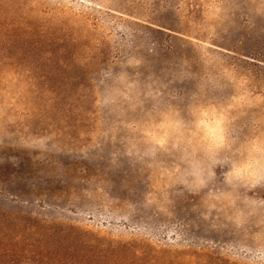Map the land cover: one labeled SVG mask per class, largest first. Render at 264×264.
Segmentation results:
<instances>
[{
    "label": "rangeland",
    "instance_id": "rangeland-1",
    "mask_svg": "<svg viewBox=\"0 0 264 264\" xmlns=\"http://www.w3.org/2000/svg\"><path fill=\"white\" fill-rule=\"evenodd\" d=\"M254 142L264 0H0V264H264Z\"/></svg>",
    "mask_w": 264,
    "mask_h": 264
},
{
    "label": "trees",
    "instance_id": "trees-1",
    "mask_svg": "<svg viewBox=\"0 0 264 264\" xmlns=\"http://www.w3.org/2000/svg\"><path fill=\"white\" fill-rule=\"evenodd\" d=\"M3 174H0V197H7L9 194L12 199L9 200V202H15L21 201L23 203H27L30 200L25 198L21 199L20 193H9V191L6 192L4 185L5 184L3 180ZM0 223L1 226L5 228H21L22 230L32 231L34 228H36L35 225H31L28 222V217H22L21 215L16 214L14 211H5L0 213ZM7 230V229H6ZM5 232V231H3ZM31 244V243H30Z\"/></svg>",
    "mask_w": 264,
    "mask_h": 264
},
{
    "label": "clouds",
    "instance_id": "clouds-1",
    "mask_svg": "<svg viewBox=\"0 0 264 264\" xmlns=\"http://www.w3.org/2000/svg\"><path fill=\"white\" fill-rule=\"evenodd\" d=\"M250 152L255 155L258 158V162L262 168H264V143L261 142H254L250 145L249 148ZM253 167V162L251 160L247 161H240L233 164L231 170L228 173L229 179L236 178L240 179L242 178V174L247 170ZM198 182L202 183V181H199V177H197Z\"/></svg>",
    "mask_w": 264,
    "mask_h": 264
}]
</instances>
